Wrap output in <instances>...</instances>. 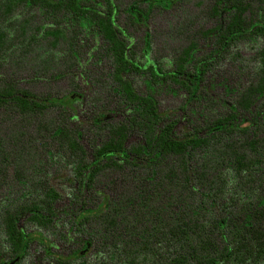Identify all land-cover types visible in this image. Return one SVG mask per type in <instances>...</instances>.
Instances as JSON below:
<instances>
[{
    "label": "trees",
    "instance_id": "16d2710c",
    "mask_svg": "<svg viewBox=\"0 0 264 264\" xmlns=\"http://www.w3.org/2000/svg\"><path fill=\"white\" fill-rule=\"evenodd\" d=\"M172 1L140 0L129 4L127 11L137 23L147 16V6L140 11L142 4L163 7ZM252 1L215 0L216 16L222 11L229 16L207 31L215 34L214 50L197 58V45L191 43L174 68L165 72L159 62L135 59L132 37L118 25L116 0H0L1 57L15 45L33 50L41 43L40 32L52 49L66 46L64 61L75 67L76 46L88 26L101 37L113 64L111 92L120 104L105 109L125 114L114 122L93 118L91 128L99 130L100 142L89 154L81 131L72 125L70 100L43 97L7 80L0 83V115L22 121L21 132L8 127L0 135V180L14 163L15 180L6 183H19L11 196L2 195L0 185V264H19L29 252L33 237L20 225L22 218L57 231L65 240L74 233L82 241L73 250L74 257H54L58 264H264V45L258 53L257 80L231 111L183 136L176 131V121L166 120L159 110L155 93H139L128 76L146 73L151 84L171 81L187 91L188 99L203 100L201 83L215 56L244 40H264V0H259L258 9ZM20 8L35 11L54 25L32 31L28 18L12 22ZM12 27L17 31L11 36ZM54 108L62 111V118L47 121ZM239 111H254L256 117L243 125ZM133 133L139 141L129 142ZM52 147L73 165L69 232L58 228L61 194L45 182L46 175L34 179L18 170L29 156H42ZM106 170L123 173L122 188L98 201L101 193L95 184ZM42 244L49 253L50 244ZM91 246L95 262L86 259Z\"/></svg>",
    "mask_w": 264,
    "mask_h": 264
},
{
    "label": "rangeland",
    "instance_id": "374dc122",
    "mask_svg": "<svg viewBox=\"0 0 264 264\" xmlns=\"http://www.w3.org/2000/svg\"><path fill=\"white\" fill-rule=\"evenodd\" d=\"M139 1L116 0L119 7L118 25L126 28L127 33L131 35L135 59L143 64L149 61L159 62L165 72L174 68L175 60L191 43L197 45L195 56L206 58L215 48V34H208L207 31L224 24L229 16L226 11L216 16L213 10L215 0H173L170 5L163 7L142 4L140 11L147 6V16L142 17L137 23H132L127 7ZM252 2L255 8H262L259 0ZM27 18L31 20L29 29L32 31L39 26L45 28L54 25L47 17L24 8L17 10L12 22L17 19L20 21L18 23H22ZM19 28L18 26L17 30ZM17 30L12 27L9 30L10 35H14ZM82 32L76 46L75 67L71 62L68 64L64 61L65 55L69 52L66 46L52 49L42 33L37 32L41 43L33 50H25L15 45L8 55L0 56V83L7 80L43 97L51 95L70 100L69 110L74 117L72 125L81 131V143L91 154L93 147L100 142L99 130L91 128L93 118L101 116L104 122H114L123 119L125 114L122 110L105 109V106L111 103L108 108L120 104L119 99L111 92L113 64L103 51L104 43L101 37L88 26L84 27ZM263 45L262 38L244 40L228 52L215 56L214 60H208L211 66L199 91L205 98L207 96L206 100L188 99L187 91L171 81L151 84L146 73L132 72L128 76L139 93H155L159 110L166 120L176 121V131L178 135L183 136L194 132L209 120L227 115L231 111L243 91L257 80L260 66L258 53ZM191 68L188 66V69ZM61 114L60 109L54 108L48 113L47 121L59 120L62 118ZM238 116V122L249 125L255 119L256 113L239 111ZM6 118L0 115V135L4 134L8 127H14L16 130L19 128L21 132L20 119L15 121L13 117H9L12 120L7 121ZM139 139L140 137L133 133L129 142H136ZM52 144L54 145V142ZM56 151L57 149L52 147L49 153L44 150L42 156L33 154L29 156V162L25 163V166H17L22 173L26 172L28 177L30 175L29 178L36 179L38 176L46 175L45 182L59 191L61 198L57 203L60 208L58 228L69 232L67 214L73 205V165L68 156L59 155ZM249 153L254 154L251 151ZM15 165L13 163L6 167V179L0 180L2 195L11 196L18 192L19 183L8 186L6 183L8 180V182L15 180ZM122 178L123 173L119 171L106 170L101 173L95 184L96 191L101 193L98 201L105 195L114 196L117 192L115 188L118 186L122 188ZM27 180L29 179L25 182ZM18 195L21 196L20 193ZM20 225L33 239L28 254L19 264H58L54 257H74L73 250L80 247L82 242L74 233H68L65 240L57 231L43 230L27 222L25 218L20 220ZM45 242L50 244L48 248L50 254L42 244ZM86 259L91 262L97 259L93 246L87 251Z\"/></svg>",
    "mask_w": 264,
    "mask_h": 264
}]
</instances>
